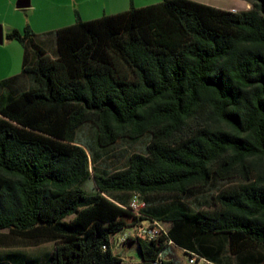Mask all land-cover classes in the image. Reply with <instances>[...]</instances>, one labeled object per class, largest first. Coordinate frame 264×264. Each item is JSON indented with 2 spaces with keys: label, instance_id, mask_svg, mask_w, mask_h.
I'll use <instances>...</instances> for the list:
<instances>
[{
  "label": "trees",
  "instance_id": "1",
  "mask_svg": "<svg viewBox=\"0 0 264 264\" xmlns=\"http://www.w3.org/2000/svg\"><path fill=\"white\" fill-rule=\"evenodd\" d=\"M244 1L240 12L163 0L89 21L75 13L53 56L28 26L6 33L23 58L0 81V232L54 243L48 264H153L170 241L216 262L224 247L254 252L261 264L264 0ZM85 124L91 145L78 138ZM143 138L124 167L95 166ZM134 193L144 218L128 208ZM144 219L167 223V236L130 239L140 262L126 263L110 237Z\"/></svg>",
  "mask_w": 264,
  "mask_h": 264
},
{
  "label": "crops",
  "instance_id": "2",
  "mask_svg": "<svg viewBox=\"0 0 264 264\" xmlns=\"http://www.w3.org/2000/svg\"><path fill=\"white\" fill-rule=\"evenodd\" d=\"M17 1L18 0H0V23H2L3 25L7 24L8 32L13 29L22 31L26 26H28L38 36L42 34V32L36 31L39 26H36L35 21L31 20V18L27 17L26 19H23V17L21 18L19 15H17V12H19V10H26L32 15H55V17L57 15L64 16V24L55 28L54 31H56L58 29L72 25L75 21V13H77L82 20L89 21L100 18L103 15H114L127 11L132 6L135 8H141L158 4L163 0H30V6L26 9L17 8ZM191 1L227 11L235 10L240 12L250 9V5L244 0ZM3 14H9L13 18L9 20L8 17L2 18L1 15ZM60 20H64V18L62 17V19ZM43 21H47L46 17H44V19H41L38 23L43 24ZM37 40L49 55L50 53L54 55L56 51V40L54 36L50 39V41H46L44 38H39V36L37 37ZM4 41L15 42L6 40L5 38ZM9 44V46H13L12 43ZM49 46H51V50ZM16 54H18V56L20 55L21 59L23 58V49L21 46H16ZM127 229L120 231L114 236H118L120 233L127 231ZM129 240H127L122 245L115 246V249H118L117 253L123 252L124 247L129 248L125 252L126 254H130L133 250L137 252L136 244H127ZM110 241V248H113L112 240ZM53 249L54 243L52 242L43 243L40 245H32L19 238H16L13 235H10L7 231L0 232V264H48V257L52 253ZM226 249V247L222 248V254L219 256L220 261L216 262L193 253L185 252L184 249L172 243L169 244L166 250L163 252V254H165L163 260H170L175 264L182 263L180 262L178 256L180 251L184 255L188 256L189 259L190 257H192V255L197 256L199 260H197L196 264H257V262H255L253 259L259 257L255 256L254 252H245L239 256H229L226 252ZM121 259L126 263H131V258L129 257V255L125 257L121 256ZM139 262V259L137 261H132V263ZM261 264H264V261Z\"/></svg>",
  "mask_w": 264,
  "mask_h": 264
},
{
  "label": "rangeland",
  "instance_id": "3",
  "mask_svg": "<svg viewBox=\"0 0 264 264\" xmlns=\"http://www.w3.org/2000/svg\"><path fill=\"white\" fill-rule=\"evenodd\" d=\"M17 15H19L21 18L23 17V19H26L27 17H29L31 18V20H34L35 25L39 26L36 31L42 32L41 35H38L39 38H44L46 41H50V39L53 38V36L55 37V34H54L55 28L64 24V21H65L64 16L57 15L55 17V15H37V14L32 15L26 10H19V12H17ZM1 16L2 18L8 17V20L13 18L9 14L8 15L3 14ZM44 17H46L47 21H43V24L38 23L41 19H44ZM62 17L64 18V20H60L62 19ZM0 26L2 27V31H3L4 38H5L6 33H8L7 24L3 25L2 23H0ZM9 43H12L13 46H9L10 45ZM16 46L20 47L21 45L16 41L15 42L4 41L0 45V81L21 73L22 59L20 55L18 56V54H16ZM51 46H49V48ZM50 55L53 56L52 53H50ZM78 138L82 142H84L86 145H91L94 139V132L91 126L87 124L83 125L78 132ZM147 142H148L147 138H143L137 142L120 141L110 151L100 154L98 160L95 163V166L98 169H108V170H115L117 168H122L125 166L126 159L130 154L145 152V146ZM218 187H219V184H216L210 187L208 190L197 194L196 197L191 198L190 201H192V203L194 204L201 203L204 201L205 198L209 197L212 193H215ZM92 188H93V183L92 181H89L84 187V190L86 191L87 194H89L90 192H92ZM167 227H169V225H167ZM123 249H124L123 252L117 253L118 249L114 250L111 247V251L114 255L115 253L122 257L129 255V257L131 258V263L132 261H137L139 259L138 253L135 252V250H133L130 254H126L125 252L129 248L124 247ZM164 256L165 254H163V258ZM178 256H179L180 262L182 263H177V264H190L188 256L184 255L180 251H179Z\"/></svg>",
  "mask_w": 264,
  "mask_h": 264
},
{
  "label": "built area",
  "instance_id": "4",
  "mask_svg": "<svg viewBox=\"0 0 264 264\" xmlns=\"http://www.w3.org/2000/svg\"><path fill=\"white\" fill-rule=\"evenodd\" d=\"M235 11V10H233ZM145 207V202L141 199L138 193H134L130 198L128 203V208L130 211L135 214L137 217H143L141 211ZM167 223L152 220V219H144L138 225L128 228L127 231L120 233L118 236L112 235L110 240H112V246L115 250V246H117V241L119 238H122L123 235H130V239L141 238L146 241L157 240L159 237L167 236L168 228ZM169 244H172L170 241ZM168 244V245H169ZM102 249L105 250L102 246ZM198 257L192 255L189 259L190 264H196ZM199 260V259H198ZM163 261V252L160 253L158 259L153 264H160Z\"/></svg>",
  "mask_w": 264,
  "mask_h": 264
},
{
  "label": "water",
  "instance_id": "5",
  "mask_svg": "<svg viewBox=\"0 0 264 264\" xmlns=\"http://www.w3.org/2000/svg\"><path fill=\"white\" fill-rule=\"evenodd\" d=\"M30 6V0H18L16 3V7L19 9H26ZM4 41V34L2 31V27L0 26V45Z\"/></svg>",
  "mask_w": 264,
  "mask_h": 264
},
{
  "label": "bare ground",
  "instance_id": "6",
  "mask_svg": "<svg viewBox=\"0 0 264 264\" xmlns=\"http://www.w3.org/2000/svg\"><path fill=\"white\" fill-rule=\"evenodd\" d=\"M129 239H130V235H123L122 238L118 239L117 245H122ZM109 246H110V244H109ZM103 248L106 250L108 247L106 245H104Z\"/></svg>",
  "mask_w": 264,
  "mask_h": 264
}]
</instances>
